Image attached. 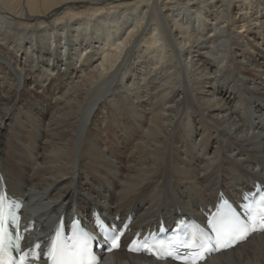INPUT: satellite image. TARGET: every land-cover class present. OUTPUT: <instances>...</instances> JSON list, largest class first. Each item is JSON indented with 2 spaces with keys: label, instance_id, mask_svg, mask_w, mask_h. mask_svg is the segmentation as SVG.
<instances>
[{
  "label": "bare ground",
  "instance_id": "bare-ground-1",
  "mask_svg": "<svg viewBox=\"0 0 264 264\" xmlns=\"http://www.w3.org/2000/svg\"><path fill=\"white\" fill-rule=\"evenodd\" d=\"M0 174L30 239L100 214L105 264H175L124 249L264 191V0H0Z\"/></svg>",
  "mask_w": 264,
  "mask_h": 264
},
{
  "label": "snow or ice",
  "instance_id": "snow-or-ice-1",
  "mask_svg": "<svg viewBox=\"0 0 264 264\" xmlns=\"http://www.w3.org/2000/svg\"><path fill=\"white\" fill-rule=\"evenodd\" d=\"M18 199L0 194V264H101V259L91 251V242L97 239L95 233L85 231L78 221L71 222V235H65L61 222L50 230L44 240L28 239L22 232H30L27 225L21 226L17 209ZM216 212L207 220L209 232L200 230L199 236H188L187 240L171 241L168 244L150 243L148 238H135L126 245L127 253H144L156 261L173 260L178 264H200L214 253L234 248L253 233H264V207L257 212L252 204L242 205L243 217L226 200H219ZM123 227L127 228V225ZM107 252L121 249L120 237L124 235L115 225L105 227L94 223ZM174 245V247H173ZM187 248L177 254L176 248ZM15 253V255H13Z\"/></svg>",
  "mask_w": 264,
  "mask_h": 264
},
{
  "label": "rangeland",
  "instance_id": "rangeland-1",
  "mask_svg": "<svg viewBox=\"0 0 264 264\" xmlns=\"http://www.w3.org/2000/svg\"><path fill=\"white\" fill-rule=\"evenodd\" d=\"M240 30H238V32H239ZM82 218V220L84 221V222H86V218H84V217H81Z\"/></svg>",
  "mask_w": 264,
  "mask_h": 264
}]
</instances>
